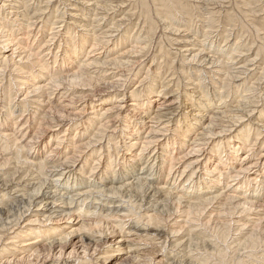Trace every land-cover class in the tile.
Segmentation results:
<instances>
[{
    "label": "bare ground",
    "instance_id": "bare-ground-1",
    "mask_svg": "<svg viewBox=\"0 0 264 264\" xmlns=\"http://www.w3.org/2000/svg\"><path fill=\"white\" fill-rule=\"evenodd\" d=\"M29 1H1V8L6 9L7 3L16 11L22 10L14 13L13 21L0 18V39L4 38L0 41V264H44L45 261L49 264H111L119 256H124L121 264H189L188 259L192 264H247L248 261L241 259L244 251L251 261L253 258L262 259L263 262L264 178H259L264 176V155H259V162L256 160L253 164L246 163V158L257 143L264 146V109L255 113V104L252 105L259 98L257 90L264 85V61L258 58L264 43L263 47H258L261 40L258 42L256 53L250 58L254 44L248 43L249 47L246 48L245 35L253 34L257 38L261 35V30L252 25V19L248 18H255V14L264 11V0H240V3L237 0H131L127 6L132 7L134 12L129 15L121 10L126 6L123 2L126 0H69L72 3L68 6L72 9L80 6L83 13L81 17L72 13L68 15L71 22L65 25L66 29L60 37V43L65 44L64 50H61L63 55L59 60V56L55 55L53 61L40 50H48L59 35L60 30H55V26L63 23L67 12L60 13V18L54 23L47 21L50 23L48 25H52L49 28L50 37L41 47L39 44L34 47L33 42L38 34L32 37L29 34L32 29L36 32L38 24L39 33L46 10L53 1L47 0L44 10L39 7L32 15L33 11L27 6ZM63 1L67 8L66 3L69 2ZM59 10L56 9L55 13ZM120 10L122 15H117ZM222 16L224 23L219 20ZM194 19L198 22L195 28ZM132 20H136L134 26L138 29L128 35L126 26L133 25ZM4 24L6 27L22 25L17 30L21 32L17 33L21 36V42L8 33L10 30H5ZM219 26L226 28L223 31L214 30ZM182 27L191 32L180 37ZM75 29L81 33L75 32ZM157 30L162 32L160 40L166 44L158 49L160 56L152 57L159 60L157 68L153 73L149 67L145 70L138 85L149 80L146 91L129 93L128 97L136 98L129 104L132 109L123 111L125 109L121 103L127 93L116 90L122 85L119 84L120 77L106 82L104 78L107 74L104 72H101L104 76L87 72L91 67L101 69L110 66L126 73L133 72L138 67H133L134 59L131 56L134 57L138 50L140 53L147 51ZM165 33L176 34L177 37ZM237 34L238 37L232 38ZM218 35H221L223 44L212 51L211 46ZM130 38L134 46L131 47L138 50L134 52L135 49L131 50L130 47V51L108 59L110 45L114 43V48L121 47L128 44ZM86 45L89 48L86 55H91L86 61H78ZM172 45L179 47L174 54L184 67L176 68L175 61L170 59V65L165 63L164 59L168 60L165 49ZM196 46L200 47L193 50ZM35 48L37 52H34ZM203 49H208V52L205 53ZM160 58H164L163 61ZM69 66L76 69L67 71ZM164 70L165 74L171 73L159 83V74ZM175 72L182 81L187 79L191 88L188 94L183 93V99L190 96L198 98V102L188 98L191 101L188 109L190 115L186 116L187 111L181 113L180 104L172 110L171 105L175 102L159 103L150 112L151 99L161 94L166 96L164 91L171 84L176 87L180 85V80L174 78ZM169 77L170 80H167ZM62 85L68 86V90L64 88L63 92L73 91L67 103L76 104V107H71L74 112L65 111L68 105L61 106L64 101L60 100L57 107L50 102L55 92L58 91L57 95L63 93H59L63 90ZM96 85L106 86L108 92L100 94L99 99L95 100L87 99L90 95L81 96V90L88 91ZM156 86L159 92H156ZM117 92L122 95L117 96ZM139 96H142V100L137 101ZM172 96L176 97V101L180 99V94L176 96L175 92ZM228 98H235L236 106L225 107ZM88 100L91 101L88 103ZM113 100L118 102L114 107L111 103ZM106 105L101 111L97 110ZM86 107L90 109L89 112H86ZM115 108L117 112L114 113ZM59 111L67 112L68 116H59ZM129 111L132 117L136 116V124L131 131L126 157H120L121 162L105 156L102 159L100 156L110 148V141L101 132L118 129L114 128V124L116 126L122 117L121 112L125 114ZM175 112L178 113V120H175ZM116 113V117L110 119V115ZM76 116L87 117L85 123H80L84 128L78 137L86 136V142L74 143L73 137L68 147L74 148V152L71 155L63 154L57 151L60 140L58 133L51 132L47 133L48 139L56 140L57 144L51 149L49 141L47 143L45 140L48 127L46 130L44 125L62 129L63 122ZM122 118L125 122L128 119L126 114ZM74 126V123H66L62 133ZM172 127L173 135L166 137ZM42 130L44 133H41ZM142 130L147 131L145 136L140 135ZM15 131L19 135L14 134ZM253 132L254 138L251 139ZM38 136H44V140L36 143L37 139L40 140ZM161 136L165 140H160ZM102 141L106 142V146L93 147L102 145ZM244 147L247 151L239 161V150ZM117 148L118 154L124 149L122 146ZM185 148L188 149L187 153L180 157L179 153L183 154ZM81 150H88V154ZM211 163V167L207 168ZM235 163L237 167L233 171ZM178 165L179 168L175 170ZM196 166L202 175H198L199 171L191 170ZM252 169H257L259 175L255 171L253 177L249 178L248 173ZM6 195L11 197V201L13 196L18 197L1 209ZM91 196L96 202L82 205ZM74 203L77 204L73 211ZM116 203L117 207H113ZM251 215L256 216L254 221H237ZM84 217L90 218L80 221ZM62 222H66V225H61ZM73 222L75 225H70ZM122 223L128 225L126 232L118 229ZM197 227L200 232L195 230ZM61 229L64 230L61 232ZM207 230H210L214 240L210 244L204 240ZM196 242L198 247H195ZM188 244L194 247L193 251H197L195 254L190 251L191 247H188L189 250L186 248ZM179 248L181 251L178 253H182L179 254L181 257H177L179 260L168 257L169 249L175 251ZM91 250L94 253H90ZM98 252H102L100 257L93 258V254L97 256ZM4 253L18 257L5 260Z\"/></svg>",
    "mask_w": 264,
    "mask_h": 264
},
{
    "label": "rangeland",
    "instance_id": "rangeland-1",
    "mask_svg": "<svg viewBox=\"0 0 264 264\" xmlns=\"http://www.w3.org/2000/svg\"><path fill=\"white\" fill-rule=\"evenodd\" d=\"M2 0H0V18H2V17H6V19L7 20H11V21H13L14 20V13H18V11H20V10H22V9H20V10H18V11H16V9H14L13 7H11L10 6V4L8 5L7 3L5 4V5H7V7H6V9L5 8H1V6H2V2H1ZM47 0H31V1H29L28 3H27V6L33 11V12H31V14L30 15H32L35 11H37L36 9H38L39 7L42 9V10H44V7H46V2ZM53 2L52 3H50L49 4V6H51V7H48V9L46 10L47 12H46V14L44 15L45 16V19L43 20L44 21V24H43V26H45V25H47V26H45L44 28H43V26L42 27H40L41 29H39V33H38V27L40 26L39 24L37 25V27H35L36 29H35V31L36 32H34V29H32L31 30V33L29 34V36H33V35H35L36 33L38 34V36H37V38H36V40L33 42V46L34 47H37L38 46V44L40 45V47L42 46V44L44 43V41L47 39V37L49 38L50 37V34H49V32H50V29L52 28V25H48V24H50L49 22H47V21H50L51 23H54V22H56L57 21V19H59L60 17H59V15H60V13H62L63 12V14L65 13V12H67L66 14H65V16H64V19H63V23H58V25H56L55 27H56V29L55 30H60V33H59V35H57L56 37H55V39L53 40L54 42L53 43H51L50 45H49V47H48V50L46 51H44L43 49H41L40 50V53L43 51L45 54L47 53L48 54V58L50 59H52L51 61H53V59H54V56L56 55V56H59V57H57V59L58 58H60L63 54H61V50H64V48H65V44H61L60 43V40H61V35L63 34V32H64V30L66 29L65 28V25H67V24H69L71 21H69V20H71V18L69 19L68 18V15H70L71 13L72 14H74L75 16H78V17H81V15H82V8H80V6H77L76 8H74V9H72L70 6H68V4H71L72 2H70L69 0H67L66 2H69V3H66V5H67V8H66V6H65V4L64 3H62V1L61 0H52ZM116 1H118V0H116ZM240 0H237V3H240L239 2ZM39 4H38V3ZM64 2V1H63ZM75 2H77V1H75ZM124 2V5H126V6H124V8L123 9H121V10H125L124 11V13H132V12H134L133 10H132V7H128L127 6V4L129 5V4H131V0H126V1H123ZM29 4V5H28ZM33 4H34V6H33ZM38 4V5H37ZM42 4V5H41ZM54 4V5H53ZM61 4V5H60ZM258 4H261V2H258ZM41 5V6H40ZM53 5V6H52ZM9 6L11 7V8H9ZM31 6H33V8L34 9H32V7ZM53 7V8H52ZM61 7V8H60ZM68 7H70V9L68 10ZM150 7H151V5H150ZM65 8V9H64ZM2 9V10H1ZM51 9V10H50ZM56 9L58 10V9H60L57 13H55V11H56ZM131 9V10H130ZM4 10V11H3ZM9 10V11H8ZM15 10V11H14ZM65 10V11H64ZM121 10L120 11H118V13H117V15L119 14V15H122V13L123 12H121ZM263 10H264V7H263ZM13 11V12H12ZM52 11H53V13H52ZM73 11V12H72ZM78 11V12H77ZM12 12V13H11ZM69 12V13H68ZM135 13H137L136 11H135ZM262 13V14H261ZM261 13H257V14H255V18L253 17H251V18H248L249 20H251L252 19V22H250L252 25H254L256 28H258V29H260L261 31H260V33H261V35L259 36V38H257L255 35H245L246 36V38H247V40H246V43L247 44H245L246 46V48L247 47H249L248 46V43H253L254 45V47L252 48V50H253V54L252 53H250V55H249V57L250 58H253L252 56H254V54L256 53V47H257V44H258V42H259V44L260 45H258V47H260V46H262L263 47V43H264V41H263V39H264V11L263 12H261ZM55 14V15H54ZM71 14V15H72ZM129 15V14H128ZM136 15V14H135ZM258 15V16H257ZM43 16V17H44ZM49 17V18H48ZM256 17H258V18H256ZM49 19V20H48ZM182 19H184V18H182ZM247 19V20H248ZM1 20V19H0ZM219 20H221L222 21V23H224V17L222 16V17H220L219 18ZM196 21V19H194V21H193V28H195V24L196 23H198L197 21ZM21 22V23H20ZM19 23L20 24H22V21H20ZM38 22V21H37ZM131 22H133V25H131V26H126V28H128V30H129V33H128V35H132V34H134L135 33V31L138 29V27H135L134 26V23H136V20L135 21H131ZM184 22V21H183ZM6 25H8V24H6ZM77 25H79V23L77 24ZM125 25H127V22L125 23ZM14 26V27H13ZM22 25H18V26H16L15 24H11L10 26H8L9 27V29H8V27H6L5 26V24H4V27H5V30L6 31H8V30H10V31H8V33L9 34H12V37H14V38H16V40L17 41H19V42H21V39H20V35H18L17 33H19L20 31H17L18 29H20V28H22L21 27ZM49 26V27H48ZM68 26V25H67ZM133 26V27H132ZM175 26V25H174ZM18 27V28H17ZM196 27H198V26H196ZM220 28H217V29H214V30H220V31H223V29L224 28H226V26H219ZM43 28V29H42ZM47 28V29H46ZM50 28V29H49ZM65 28V29H64ZM13 29V30H12ZM185 28L184 27H182V28H180V34H181V36L180 37H182V35L183 34H187L188 32L190 33L191 32V30H188V31H185L184 30ZM236 29V31L237 32H239V30L237 29V28H235ZM63 30V31H62ZM33 31V32H32ZM47 31V32H46ZM75 32H77V33H81V32H78V30H76L75 29ZM21 33V32H20ZM158 33V34H157ZM48 34V35H47ZM161 34V35H160ZM165 34H167V35H169L168 33H165ZM14 35V36H13ZM156 35H157V37H156ZM163 34H162V32H160L159 30H157V32H156V34H155V37L153 38V42H152V45H150V47L147 49V51H144L143 53L141 52L140 53V50H138V49H135V48H133L134 46H133V39H129V42H128V44H122L121 45V47L120 46H117V50L113 47L114 46V43H113V45H110L109 46V48L108 49H111L110 51V53H109V58L108 59H110V58H113V57H116V55H120V54H122V53H125L126 51H130L129 49H130V47L131 46H133V47H131V50H132V48L133 49H135L134 50V52L136 51V50H138V52L136 53H134L135 54V56L133 57V56H131V58H133L134 59V61H133V59H131V61H133V64H134V68H136V67H138V69H136V70H133V72H127V73H131V75H129V74H127L126 73V71H123V70H120V69H117V68H113L112 66H110V67H107V68H97V67H91L89 70H88V72H87V70L85 71V72H87L88 74L89 73H93V75H103V74H107V75H109V76H107L106 75V79L104 78V81H106V82H112L113 81V79L114 80H118L119 78L118 77H120V81H119V84L121 85V86H118L117 87V91H121V90H124L125 91V93H127L126 94V96L123 98V102L121 103V105H123V108L125 109V110H123V111H127V110H129L130 108H129V104L130 103H133L134 101H133V99H135L136 97H134V96H132V97H128L129 96V93H132V92H135V91H140V90H144V91H146V88H147V85H148V82H149V80H146L145 82H142L141 84H139L138 85V82L140 81V80H142L141 78H143V73L145 72V70L146 69H148V67H149V70H151V72L153 73L154 72V70L157 68V64H158V61L159 60H157V57H155V58H152L153 56H156V55H158V56H160L157 52H158V49L160 48V47H165L166 46V44H164V42L162 41V40H160L161 39V36H162ZM171 35V34H170ZM169 35V36H170ZM176 34H174V35H171V36H175ZM223 35V34H222ZM240 35V34H239ZM17 36V37H16ZM160 36V37H159ZM220 36L221 35H218V37L216 38V40L213 42V45L211 46L212 48H211V50L213 51V50H215V49H217V46H221L222 44H223V42H221L222 41V39H220ZM175 37H177V36H175ZM235 37H238V34L237 35H235V36H232V38H235ZM57 38V39H56ZM231 38V39H232ZM19 39V40H18ZM30 39V38H29ZM253 39L255 40V41H253ZM257 39V40H256ZM3 40H4V38H3ZM2 39H0V41H3ZM38 40V41H37ZM160 40V41H159ZM41 41V42H40ZM131 41V42H130ZM198 41H200V39H198ZM163 42V43H162ZM23 44H24V42H22ZM21 43V44H22ZM58 43V44H57ZM222 43V44H221ZM30 44H32V41H31V43ZM56 44V45H55ZM216 46H215V45ZM220 44V45H219ZM183 46H184V44H182ZM55 46V47H54ZM181 46V45H180ZM185 46H187V45H185ZM111 47V48H110ZM125 47V48H124ZM189 47V46H188ZM198 47H200V46H196V47H193V50L195 49H197ZM206 47V46H205ZM257 47V48H258ZM53 48V49H52ZM179 47H177V46H173L172 45V47L171 48H168L167 50L165 49V51H166V53H167V57H168V60L166 61V59H164V58H160V60L162 59V61H163V59L165 60V63L167 62V64H169L170 65V61H169V59L170 60H173V61H175V67L176 68H180V66L181 67H184V66H182L179 62V57H176V54H174V53H176L177 52V49H178ZM36 49V48H35ZM34 49V50H35ZM88 45H86L85 46V48H84V54L83 55H81L79 58H78V61H86L87 59H89V56L91 55H86V52H88ZM125 49V50H124ZM120 50V51H119ZM151 50V51H150ZM204 50V52L206 53V52H208V49H203ZM264 49H262V51H261V54L259 55L260 57H258L259 59H261V61L263 60L264 61V51H263ZM49 51V52H48ZM153 51V52H152ZM34 52H37V49L34 51ZM150 52V53H149ZM44 53L43 54H41V55H44ZM59 53V54H58ZM115 53V54H114ZM51 54V55H50ZM53 54V55H52ZM58 54V55H57ZM136 54L137 55H139V56H136ZM152 54V55H151ZM173 54H174V56H173ZM184 54V53H183ZM93 55V54H92ZM95 56H96V54H94ZM105 55V54H104ZM107 55H108V53H107ZM112 55V56H111ZM115 55V56H114ZM146 55H148V56H146ZM101 56H103V54L101 55ZM136 57V58H135ZM148 57V58H147ZM81 58H82V60H81ZM84 58H86V59H84ZM174 58V59H173ZM176 58H177V60H176ZM107 59V60H108ZM136 59V60H135ZM140 59H141V62H140ZM152 59H154L155 61H151ZM59 60V59H58ZM144 60V61H143ZM148 60V61H147ZM138 62V63H137ZM137 63V64H136ZM152 63H154V64H152ZM145 64V65H144ZM148 64H150V65H148ZM156 64V65H155ZM156 67H155V66ZM263 66V65H262ZM75 66H69V68H67V71H70V70H75L76 68H74ZM146 67V68H145ZM186 67V66H185ZM74 68V69H73ZM188 68V67H187ZM70 69V70H69ZM93 69V70H92ZM96 69V70H95ZM105 69V70H104ZM129 69V68H128ZM140 69V70H139ZM144 69V70H143ZM103 70V71H102ZM114 70H115V72H114ZM118 70H120V71H118ZM184 70V72L185 73H188L187 72V70L186 69H183ZM98 71V72H97ZM139 71V72H138ZM259 71V70H258ZM101 72H104L103 74L101 73ZM123 72V73H122ZM138 72V74H140V75H138L137 74V77H135V75H136V73ZM165 70H164V72L162 73V74H159V78H160V80H159V83H161V82H163L165 79H164V77H165V75L167 76V75H169L171 72L169 71V74L167 73V74H165ZM113 73V74H112ZM115 73H116V75H115ZM177 72H175V74H176ZM120 74V75H119ZM122 74V75H121ZM112 75V76H111ZM123 75H124V78H123ZM127 75H129L128 76V78H127ZM161 75V76H160ZM104 76V75H103ZM178 76L179 75H175L174 76V78L176 79H178V80H180V85H178L177 87L176 86H173V84H171V85H169L170 86V88H168V90H165L164 92H165V94H166V96L165 95H160V96H157V97H154L153 99H151V104L149 105V111L151 112H153V110L154 109H156V106H158V104L159 105H165V104H170L171 102L172 103H174V105L172 106L171 105V107H172V110H174V109H176V107H178L179 106V104L181 105L180 106V110H181V113H186V111L188 112V109H189V105H190V103L189 102H191V101H189L188 100V98H193V99H195L196 101L198 100V98L196 97V96H190V97H187V98H184L183 99V93L184 92H186L187 94H188V90H189V88H190V86L188 85V83L186 82L187 81V79L185 80V81H182L180 78H178ZM218 76V75H217ZM220 77H222V76H220ZM117 78V79H116ZM129 78H130V80H129ZM136 78V79H135ZM170 78L171 77H169V78H167V80L169 79L170 80ZM123 81H122V80ZM125 79V80H124ZM129 80V81H128ZM135 80V81H134ZM205 81H208L207 79L205 80ZM122 82V83H121ZM164 83H166V82H164ZM147 84V85H146ZM187 84V85H186ZM141 85V86H140ZM136 86V87H135ZM146 86V87H145ZM168 86V87H169ZM106 87V86H105ZM104 87V85H96V86H93L91 89H88V91H87V89H85L84 91L83 90H81V92H83L82 94H81V96H86V95H90V97H88L87 99H93V100H95L100 94H102V93H105V92H108L107 91V89ZM122 87V88H121ZM125 87V88H124ZM155 87V86H154ZM187 87V88H186ZM263 88L262 89H259V90H257V91H259V95H258V99L256 100V102L255 103H253L252 105H254L255 104V106H253V108H256L255 109V113L257 112V110H261V109H264V85L262 86ZM64 88H67V90H68V86L66 85H62V91H60L59 93H62L63 91H64ZM133 88H135V89H133ZM137 88V89H136ZM156 92H159V88L156 86ZM177 88H179V89H177ZM130 89V90H129ZM174 89V90H173ZM191 89V88H190ZM71 91V92H70ZM171 91V92H170ZM173 91V92H172ZM179 91V92H178ZM190 92H191V90H189ZM58 92V91H57ZM57 92H55V94H53V96H51L50 97V102L52 103V106L53 107H57V104H59L61 101H64V102H62L61 104V106H64L65 107V105L67 106L68 105V103H67V101L69 100V98H71L72 97V90H69V93H65V92H63L61 95L59 94V95H57ZM175 92V95L177 96V95H179L180 94V99L179 100H177L176 101V97L175 96H172L173 95V93ZM65 93V94H64ZM172 93V94H171ZM185 93V95H187ZM262 93V94H261ZM76 94V92L74 93V95ZM116 95L118 96V95H122L121 93H119V92H117L116 93ZM171 95V96H170ZM182 95V96H181ZM260 95H261V97H260ZM61 96V97H60ZM79 96V95H78ZM153 96V95H152ZM163 96H165L166 98L164 99V97ZM168 96V97H167ZM53 97V98H52ZM92 97V98H91ZM101 97H103V96H100V98ZM142 96H139V98H137V101H140V100H142V98H141ZM68 98V99H67ZM82 98V97H81ZM197 98V99H196ZM59 99V100H58ZM97 99H99V98H97ZM159 99V100H158ZM261 99V100H260ZM61 100V101H60ZM91 100H88V103L91 101ZM171 100H173V101H171ZM188 100V101H187ZM229 100V101H228ZM228 100H227V102H226V104L224 105L225 107H229V108H231V107H233V105L236 103L235 101V98H233V99H230V98H228ZM54 101V102H53ZM115 100H113L111 103H112V106L114 107V106H116V104L118 103H116V102H114ZM252 101V100H251ZM259 101V102H258ZM59 102V103H58ZM114 102V103H113ZM162 102V103H161ZM198 102V101H197ZM93 103H94V101H93ZM116 103V104H115ZM70 105H68L66 108H65V111H73V109L74 108H71V107H76V104H71V103H69ZM232 104V105H231ZM56 105V106H55ZM108 105V104H107ZM107 105L106 106H101V107H99L97 110H100L101 111V108H105V107H107ZM35 105H33V107H34ZM234 106H236V105H234ZM110 107V106H109ZM32 109V108H31ZM132 109V108H131ZM130 109V110H131ZM85 110H86V112H89L90 111V109L88 108V107H86L85 108ZM76 111V110H75ZM74 112V111H73ZM115 112H117V109L115 108L114 109V113ZM59 116H63V117H65V116H68V115H66L67 114V112L64 114L63 112H61V111H59ZM176 114H175V120H178L179 119V116H177L178 115V113L177 112H175ZM27 113H25L24 114V116H22V118L23 117H25V115H26ZM127 115V120H126V122L123 120V116L124 115ZM125 114H122V112H121V118H119L118 119V121H117V124H116V126H115V124H114V128H118V129H116L115 131H114V129L113 128H111V129H107V130H105V132L104 131H102L101 132V135L102 136H106V139L107 140H109L110 141V145H109V149H105L104 150V152H103V155H101L100 157L103 159V157L104 158H112V159H116V162L117 161H119V162H121V158L123 159V158H125L126 156V154L128 153L127 152V149H128V146H130V145H128L129 144V142L131 141V138H132V130L134 129L133 127H135V119H136V116L134 117H132L131 116V113H130V111L129 112H125ZM116 115H117V113L116 114H114V115H110L111 117H110V119H113V118H115L116 117ZM190 115V112H188V113H186V116H189ZM86 116V115H85ZM80 117V116H76V118L75 117H72L71 119H69L68 121L66 120L65 122L66 123H68V122H71V123H74V127H73V129H70V130H67L65 133H62L63 132V130H65V127H66V123L65 122H63V124H64V127H62V129L61 128H57V127H55V129H53V128H51V126L48 124V125H44V127L43 128H45L46 130H47V127H48V132H46L45 134H47V133H54V134H57L58 133V137H59V139L60 140H62V141H58L59 143H58V152H60V151H62V153L64 154H68V153H70L69 155H71L73 152H74V148H70V147H68V145H70L71 144V142L73 141H75L74 143H76V141L77 142H80V143H82V142H86V140H87V138H86V136H82L81 138H78L79 136H80V134H82V132H83V128L84 127H82L81 128V124H83V123H85L86 121H87V117ZM70 117V116H69ZM74 118V119H73ZM178 118V119H177ZM73 119V120H72ZM77 119V120H76ZM130 119V120H129ZM132 119V120H131ZM247 118H245L244 119V121L246 120ZM78 121V122H77ZM128 121V122H127ZM133 121V122H132ZM81 123V124H80ZM122 123V124H121ZM80 124V125H79ZM121 124V125H120ZM78 125H79V127H78ZM112 125V124H111ZM125 125V126H124ZM128 126H129V128H128ZM50 127V128H49ZM77 127V128H76ZM111 127V126H110ZM119 127H120V129H119ZM125 127V128H124ZM154 127H156V126H154ZM42 128V129H43ZM94 128V127H93ZM92 128V129H93ZM132 128V129H131ZM160 128V127H159ZM254 128V126H252V129ZM52 129H53V131H52ZM61 129V130H60ZM76 129V130H75ZM91 129V130H92ZM240 129V128H239ZM73 130V131H72ZM75 130V131H74ZM129 130H130V132H129ZM238 130V129H237ZM58 131V132H57ZM60 132V133H59ZM116 132H117V134H116ZM127 132V133H126ZM140 132V131H139ZM147 132V131H146ZM145 132V130H142V132H140V135H142V136H145L144 134L146 133ZM17 134L18 132H14V134ZM41 133H44V131L42 130V132ZM111 133H113V134H111ZM49 134H47L46 136H45V140H46V142L48 143V141H49V139H48V136H49ZM61 134V135H60ZM71 134V135H70ZM73 134V135H72ZM255 133L253 132L252 133V135H251V139L252 138H254V135ZM17 135H19V134H17ZM118 135V136H117ZM126 135V136H125ZM167 136L166 137H169V136H171V135H173V127L172 128H170L169 129V131L167 132V134H166ZM228 135V134H227ZM262 135H264V133H262ZM65 136H67V137H65ZM71 136V137H70ZM100 136V135H99ZM39 138H40V136H38ZM61 137V138H60ZM74 137V138H73ZM122 137V138H121ZM225 137H227V136H225ZM67 138H69V139H67ZM74 140H73V139ZM84 140H83V139ZM113 138V139H112ZM119 138V139H118ZM130 138V139H129ZM163 138H164V140H165V137H162L161 136V139L160 140H163ZM42 139L44 140V136L43 137H41L40 138V140L39 139H37L35 142L36 143H39V142H41L42 141ZM70 139H72V141H70ZM83 141H82V140ZM86 139V140H85ZM79 140V141H78ZM81 140V141H80ZM112 141V142H111ZM251 141V140H250ZM249 141V142H250ZM52 142V143H51ZM70 142V143H69ZM161 142V141H160ZM105 143L106 142H103L102 141V145H100V146H97V145H95V146H93V147H96V149L99 147H103V145L104 146H106L105 145ZM115 143V144H114ZM49 147H51V149L52 148H55V146L57 145L56 144V140H50L49 141ZM53 144V145H52ZM65 144V145H64ZM127 145V146H126ZM124 147V149L122 150V151H120L119 152V154H118V148L117 147ZM127 148H126V147ZM252 147V146H251ZM114 148V149H113ZM117 148V149H116ZM151 148H149V150H150ZM246 149V147H244L243 148V150L242 149H240L239 150V153H238V156H237V158H240V160L239 161H241L243 158H242V156L246 153V151L247 150H245ZM103 150V149H102ZM148 150V151H149ZM184 150H186L183 154H181V152L179 153V155H180V157L181 156H183L185 153H187V151H188V149L187 148H185ZM57 151H56V153H57ZM65 151V152H64ZM82 152H85L84 154H88V150H81ZM80 151V152H81ZM117 151V152H116ZM148 151H146L145 153H147ZM157 151V150H156ZM81 152V153H82ZM134 152H137V150H134ZM151 152V151H150ZM172 152L173 151H171V156L172 157H174L175 156V154L173 153L172 154ZM174 152L176 153V151L174 150ZM264 153V146H262V144H259V143H257L256 144V146L254 147V149H253V151L252 152H250V156L248 157V159L246 158V163H251V164H253L254 162H256V160H258V162H259V159L258 158H260L261 156H259V155H264L263 154ZM84 154H82V156L84 155ZM107 154H109V156L107 157ZM241 154V155H240ZM76 155V154H75ZM74 155V156H75ZM176 155H178V153H176ZM77 156H78V154H77ZM121 157V158H120ZM252 157V158H251ZM60 158H61V155H60ZM117 158H118V160H117ZM196 158V156L194 157V159ZM238 161V162H239ZM97 163V162H96ZM245 163V164H246ZM237 163H235V165H234V167H233V171H234V168H236L237 167V165H236ZM211 165H212V163L211 164H209L208 166H207V168L208 167H211ZM198 166H196L195 167V169L192 167V171H194V172H197V171H199L198 169H199V167L197 168ZM177 168H179V165L178 166H176L175 167V170H177ZM99 170V169H98ZM189 170L190 169H188L187 171L189 172ZM255 171H257V169H252L249 173H248V175L250 176L249 178H251V177H253V172H255ZM187 172V173H188ZM201 172L199 171L198 172V175L200 176V175H202V173L200 174ZM262 174H264V171L262 172ZM257 175H259V172L257 171ZM264 178V176H262L261 178H259V179H263ZM235 182H233V184H234ZM253 183V182H252ZM252 185V184H251ZM6 197V198H5ZM3 199H4V201H3V203H1V209H3V208H5V205H10V202H11V204L15 201V198H17L18 196H13L14 198H13V200L11 201V197L10 196H8V195H6ZM9 197H10V199H9ZM90 199H92V200H90ZM102 199V198H101ZM90 200V201H89ZM108 200V202H110L111 200L110 199H107ZM89 201V202H88ZM125 201V200H124ZM96 201L94 200V196H91V197H89V199H86V201H84L83 203H82V205H91V204H94ZM6 203V204H5ZM77 203H78V201H77ZM77 203H74L73 205H72V207H73V211L74 210H76V205L75 204H77ZM4 204V205H3ZM3 205V206H2ZM114 206L113 207H117V203L116 204H113ZM261 213V212H260ZM260 215V214H259ZM75 217H77L76 215H75ZM75 217H73V218H75ZM256 216H249V218L248 217H242V218H238L237 219V221L238 220H241V222H246V221H249V220H251V221H254V219H256L255 218ZM259 217V216H258ZM89 218L90 217H84L83 219H80V221H88L89 220ZM85 219V220H84ZM88 219V220H87ZM111 219V218H110ZM249 219V220H248ZM79 220V219H78ZM105 221H108V220H105ZM234 221H236V219H234ZM26 222V221H25ZM75 222H77V221H75ZM75 222H73V223H70V225H75ZM63 223V222H62ZM64 223H66V222H64ZM61 224V225H66V224ZM24 224V223H23ZM22 224V225H23ZM59 226V225H58ZM218 226H220V225H218ZM218 226H216L217 228H219ZM123 227V228H122ZM122 227H119L118 229H123V230H125V232L127 231L126 229H127V227H128V225L126 224V223H122ZM117 228H114V230L115 231H117L118 230ZM186 229V228H185ZM200 228H196L195 230L198 232H200V230H199ZM64 229H61V232L63 231ZM202 230V229H201ZM210 234H211V232H210V230H207L206 231V235H207V237H205V242H209V244H210V241H214L213 239H212V237L210 236ZM197 235V234H196ZM4 237H5V235H3ZM208 236H209V238H208ZM210 237H211V239H210ZM187 239V237L185 236V238H184V240H186ZM216 242V241H215ZM208 244V245H209ZM195 247H198V243L196 242L195 243ZM188 247H191L189 244L186 246V248L188 249ZM199 247H201V246H199ZM137 248H141V247H137ZM192 249H190V251L191 252H193V254H195V252H197V251H193V248L194 247H191ZM196 249V248H195ZM200 249V248H199ZM205 249V248H204ZM70 250V249H69ZM69 250L65 253V255L69 252ZM171 249H169V251H168V257H170V258H172V257H174L173 259L175 260V261H177V260H179V258L177 259V257H181L179 254H182V253H178V251L180 252L181 250H180V248L178 249V250H175V251H170ZM189 250V249H188ZM198 250V249H197ZM261 250H264L263 248H261ZM198 251H202V250H198ZM175 252H177V253H175ZM6 253V252H5ZM4 253V257H3V259H9V258H15V257H18V256H16L15 255V257H13V256H9L10 254H5ZM90 253H94L93 252V250H91L90 251ZM100 254H102V252H98V255L96 256L95 254H93V258H98V257H100ZM245 255V256H244ZM261 255V253H259V256ZM167 256V255H166ZM176 257V258H175ZM249 257V254L248 253H246V251H244L243 252V257H241V259H244L245 261H248L247 262V264H256V263H258V264H264V261L262 262V259H253L252 258V261H251V259H249L248 258ZM123 258H124V256H119V257H117L111 264H121L122 262H123ZM188 259V258H187ZM5 260H3V261H5ZM191 260L190 259H188L187 260V262L189 263V264H192L191 262H190ZM174 262V261H173ZM3 264V263H2ZM44 264H49V262H47V261H45V263Z\"/></svg>",
    "mask_w": 264,
    "mask_h": 264
}]
</instances>
